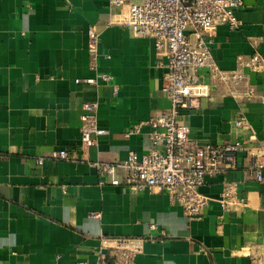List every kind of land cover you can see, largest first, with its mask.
Returning <instances> with one entry per match:
<instances>
[{"label": "crops", "instance_id": "0c3cea01", "mask_svg": "<svg viewBox=\"0 0 264 264\" xmlns=\"http://www.w3.org/2000/svg\"><path fill=\"white\" fill-rule=\"evenodd\" d=\"M119 12L110 0H0V264L109 261L128 239L141 240L132 264H264V180L253 176L263 164L264 178L259 99L246 102L219 86L177 115L200 144L246 145L234 168L205 176L198 190L210 202L200 219H189L165 192L128 190L119 172V184L99 183L94 163L143 153L149 126L125 133L171 107L161 90L166 58L152 38L134 37L117 22ZM236 15L238 29L220 24L208 37L213 62L225 70L240 55L258 52L264 60V0H243ZM90 25L100 29L97 69L112 75L109 84L74 82L94 75ZM249 78L264 82L260 73ZM84 103L96 104L107 135L82 133ZM53 150L68 158L49 159ZM230 184L233 197L222 205Z\"/></svg>", "mask_w": 264, "mask_h": 264}, {"label": "built area", "instance_id": "2783aa9c", "mask_svg": "<svg viewBox=\"0 0 264 264\" xmlns=\"http://www.w3.org/2000/svg\"><path fill=\"white\" fill-rule=\"evenodd\" d=\"M120 7L116 18L134 37L153 39L155 53L166 62L161 90L170 100V109L147 121L133 125L125 136L139 131L142 124L149 126L150 144L141 154L134 150L126 159L112 163L95 162L99 183L109 178L110 183L121 182L135 193L165 192L171 203L182 208L189 219H200L208 204L209 197L199 192L206 175H215L235 167V156L246 151L243 141L235 140L223 145L198 143L189 137L188 128L177 123V115L185 109L196 107V101L209 97L211 90L223 86L225 93L243 101L259 99L264 102V82L261 87L250 81V73H260L264 78V60L258 52L240 55L237 66L225 70L216 65L210 55L208 37L217 25L238 29L241 21L236 12L243 6V0H110ZM88 51L91 55L90 69L93 76L76 78L75 83L96 85L109 84L112 75L100 72L98 46L100 29L95 25L87 27ZM104 56L109 58L108 53ZM116 90V88L114 89ZM81 131L85 135H107L108 130L97 124L96 104L84 103L80 114ZM236 119V127L242 125ZM1 157V155H0ZM51 160L67 159L65 150H53ZM43 157L36 162L41 165ZM263 164L253 172L257 181L264 180ZM234 186L226 185L221 204H228L233 197ZM98 217L99 213H92ZM154 228V225H150ZM141 240H119L116 253L109 261L92 264H132L136 252L140 251Z\"/></svg>", "mask_w": 264, "mask_h": 264}]
</instances>
